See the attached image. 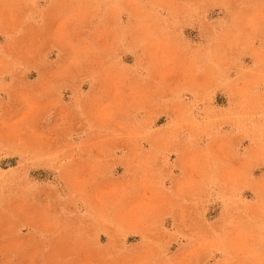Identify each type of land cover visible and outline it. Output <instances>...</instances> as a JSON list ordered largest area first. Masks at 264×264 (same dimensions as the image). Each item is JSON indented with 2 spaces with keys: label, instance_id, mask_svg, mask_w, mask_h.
Masks as SVG:
<instances>
[{
  "label": "rangeland",
  "instance_id": "rangeland-1",
  "mask_svg": "<svg viewBox=\"0 0 264 264\" xmlns=\"http://www.w3.org/2000/svg\"><path fill=\"white\" fill-rule=\"evenodd\" d=\"M0 264H264V0H0Z\"/></svg>",
  "mask_w": 264,
  "mask_h": 264
},
{
  "label": "crops",
  "instance_id": "crops-1",
  "mask_svg": "<svg viewBox=\"0 0 264 264\" xmlns=\"http://www.w3.org/2000/svg\"><path fill=\"white\" fill-rule=\"evenodd\" d=\"M72 143H74L71 147H70V150H69V154L71 155V156H73V160H71L72 162H71V165L72 166H70L69 167V169H72L71 170V172H66V174L67 173H69L68 174V176H70V177H72L71 175L73 174V171L75 170V168H78L77 166L79 165V164H81V161L84 159V158H82V154H83V150H84V148L86 147V146H84V141H82L81 139L77 142V141H75V142H72ZM77 155H79V159L77 158ZM55 167V169H58V166L56 167V166H54V165H48L47 163H44V162H42L41 164H39L38 165V169H47V170H52L53 168ZM74 168V169H73ZM71 174V175H70ZM68 176H64V175H62V173H61V177L59 178V180L61 179V180H63L64 181V183L65 184H68V183H70L71 182V178L70 177H68ZM98 232V231H97ZM21 231H17L16 232V235L17 236H19V235H21ZM100 232H98L97 234H99ZM29 234L31 235V236H33V237H35L36 236V234H37V230L34 228V227H32L31 228V230L29 231ZM100 236V234L98 235V237Z\"/></svg>",
  "mask_w": 264,
  "mask_h": 264
}]
</instances>
